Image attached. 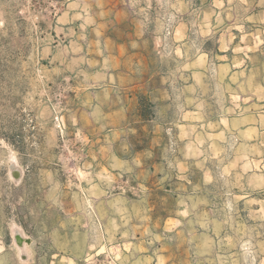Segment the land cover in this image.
I'll return each instance as SVG.
<instances>
[{
	"label": "rangeland",
	"instance_id": "obj_1",
	"mask_svg": "<svg viewBox=\"0 0 264 264\" xmlns=\"http://www.w3.org/2000/svg\"><path fill=\"white\" fill-rule=\"evenodd\" d=\"M165 259L264 264V0H0V264Z\"/></svg>",
	"mask_w": 264,
	"mask_h": 264
},
{
	"label": "crops",
	"instance_id": "obj_2",
	"mask_svg": "<svg viewBox=\"0 0 264 264\" xmlns=\"http://www.w3.org/2000/svg\"><path fill=\"white\" fill-rule=\"evenodd\" d=\"M197 71L192 70L191 71V75H196ZM134 74L131 73H126V77L129 79V81L127 83L133 82L135 84V88L139 89L137 90V94L139 95V93L141 94V92H143V88L149 84L150 82H154L152 88H151V93L153 92L155 94V98L154 101L152 99H150V101H152V104L155 107H161L162 106V100L164 99V95L163 92L166 91L167 96L166 99H170V91L168 89V82H166V80H164V78L166 77L165 73L162 71H153L152 73H150L149 71H145L143 74H141V76L137 77H133ZM163 79V80H162ZM163 81V82H162ZM138 82L139 85H138ZM158 82V84H157ZM165 83V84H164ZM190 86H193V88H197L195 87V85H191V83H186L184 85V88L187 89L188 91L190 90ZM134 108L136 111V114H133L138 120H140L141 122H148V121H153L155 119H157V115L154 114L153 116L150 115V119H146L145 121L142 120V117L140 116V103L138 98L135 99L134 102ZM190 112L194 113L192 115H195L196 111L194 110H189ZM131 117L129 111L124 115V119L125 121L129 120ZM236 119L240 120L239 117H237ZM242 119V118H241ZM124 121V122H125ZM231 121V120H230ZM241 126L243 127V129H248L249 131H255L257 126H254L253 124H251L249 121L247 122H243V124H241ZM155 132V130L153 131ZM165 140L166 137L163 134V132H159L158 134L153 133L150 135V137L148 138V141L146 142V145L141 148L138 149L137 151H134L133 154H130L129 157H127L125 160H123V157L118 155L117 153L114 154L113 156V160L118 163L121 164L122 167L125 166H132L135 164V166L139 167L140 170H143L147 173H152L155 171L156 167L163 164V156H162V150L164 148V144H165ZM157 146H154V144ZM124 146L126 147V149H128V151H130V153H132V146L130 145V143L128 141L124 142ZM198 149V148H197ZM149 152L150 155V165L147 167L146 166V159L143 156L144 153ZM160 151V153H159ZM131 156V157H130ZM133 156V157H132ZM130 158V159H129ZM204 176H206V174H204ZM113 179H116V175L113 174ZM202 183H206L203 182ZM164 185L168 186V183H164ZM168 217L165 218V223L168 221L167 220ZM168 262V259H165L163 262H161V264H166ZM155 264H157V262H155Z\"/></svg>",
	"mask_w": 264,
	"mask_h": 264
},
{
	"label": "trees",
	"instance_id": "obj_3",
	"mask_svg": "<svg viewBox=\"0 0 264 264\" xmlns=\"http://www.w3.org/2000/svg\"><path fill=\"white\" fill-rule=\"evenodd\" d=\"M143 106L140 104V111L139 112H140V116L142 117V120L145 121L146 119H150V115L148 117L146 116L145 109L143 108ZM151 107H152V103L150 102V103H148V108L150 109ZM133 149L134 148H132V152H133Z\"/></svg>",
	"mask_w": 264,
	"mask_h": 264
}]
</instances>
